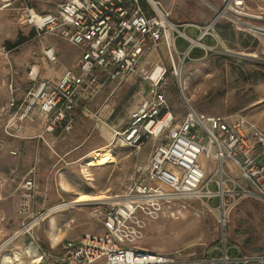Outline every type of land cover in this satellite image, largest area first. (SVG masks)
Masks as SVG:
<instances>
[{
  "label": "rangeland",
  "instance_id": "1",
  "mask_svg": "<svg viewBox=\"0 0 264 264\" xmlns=\"http://www.w3.org/2000/svg\"><path fill=\"white\" fill-rule=\"evenodd\" d=\"M62 1L15 0L9 4L8 0H0V199L8 196L7 204L0 207V219H5V208L11 218L6 226H0V248L3 247L0 264L5 254L15 257L18 253L20 260L9 264H56L67 240L102 233L105 206L102 201H84L41 217L29 231L14 237L24 222L56 204L74 201L81 194L116 197L124 194L135 178L144 175L152 150L162 138L136 150L114 142L113 129L125 127L129 122L131 112L148 92V76L155 69H166L161 86L176 117L182 119L187 101L197 111L207 114H243L252 104L254 77L260 76L255 67H264V35L248 30L240 22L264 29V2L250 3L251 15L261 18L236 19L230 15L219 16L222 0H161L172 11L177 24L189 23L202 28L217 18L211 32L220 36L223 47L206 50L198 46L197 52L185 60L179 54L175 58L177 73L165 46L159 47L147 57L139 75L121 85L110 84L106 91L98 94L92 108L99 110V120L80 115L71 134L46 133L45 140L40 138L42 155H37L35 146L27 153L23 147L25 142L36 139L30 140L24 129L38 121L43 131L49 119L35 111L33 120L23 125L21 135L26 138L9 137L5 126L9 116L10 82L18 88V97H24L36 79H56L66 68L75 67L80 51L61 38L38 37L36 30L22 20V9L32 6L38 12L47 13L54 11ZM21 40L24 42L18 44ZM187 45L186 40L178 39L179 51ZM46 46L55 49L56 62L44 56ZM232 51L256 53L262 60L251 61L247 68L243 63L232 61ZM102 108H105L103 114ZM103 147H108L104 157L88 160L93 155L91 152ZM13 150L18 154H12ZM36 157L39 159L38 183L30 211L24 217L19 211L21 182ZM4 184L10 191L7 196L1 195ZM210 188L217 189L213 184ZM218 202L219 198H213L211 205L216 206ZM135 246L171 253L181 260L202 256L219 258L227 250L231 257L254 259L241 260L239 264H264V203L255 199L240 200L227 214L223 227L217 210L200 201L190 202L185 208L181 207L176 218L149 221L144 236Z\"/></svg>",
  "mask_w": 264,
  "mask_h": 264
},
{
  "label": "built area",
  "instance_id": "2",
  "mask_svg": "<svg viewBox=\"0 0 264 264\" xmlns=\"http://www.w3.org/2000/svg\"><path fill=\"white\" fill-rule=\"evenodd\" d=\"M13 1L8 0L9 4ZM252 2L264 0H222L219 16L248 18ZM216 19L192 38L185 31L191 24H177L161 0H64L47 13L23 7L22 20L38 37L61 38L81 55L76 66L66 68L60 77L36 79L24 97H18V88L10 82L6 134L25 139L23 125L33 120L35 111L49 119L38 135L43 140L46 133L69 135L80 115L99 120V110L92 108L94 99L110 84L121 85L139 75L152 51L165 46L177 73L179 54L185 60L195 47L215 49L202 39L206 35L218 38L211 32ZM179 38L190 47L179 51ZM43 52L47 60L57 61L52 46ZM157 70L160 75L154 77ZM165 73L159 67L148 76V92L131 112L129 122L113 129L114 142L136 150L162 138L152 150L144 175L135 178L124 194L102 201V233L67 240L56 264H239L254 260L231 257L227 250L219 258L181 260L171 253L135 246L149 221L176 218L190 202L200 201L217 210L223 227L240 200L264 203V131L243 115L199 112L188 101L185 116L177 118L161 86ZM37 183L33 166L22 182L19 211L24 217ZM212 184L216 190L210 188ZM213 198H219L216 206L211 205ZM39 216L24 222L15 236L29 231Z\"/></svg>",
  "mask_w": 264,
  "mask_h": 264
},
{
  "label": "crops",
  "instance_id": "3",
  "mask_svg": "<svg viewBox=\"0 0 264 264\" xmlns=\"http://www.w3.org/2000/svg\"><path fill=\"white\" fill-rule=\"evenodd\" d=\"M185 31L190 37L197 38L200 35L201 28L194 25V24H191L188 27H186ZM202 41L205 45H208V46H214L217 48H219V46L223 47V44H221L222 39L220 38L219 35H218V38H215L212 35H206V36H204ZM187 43H188V45L183 48L184 50L187 49L188 47H190V43L189 42H187ZM196 48L197 47L193 48L191 53ZM78 51H80V50H78ZM231 53L233 54V56L231 57L232 61H236V62L241 63V64L243 63L247 66V68H248V64L251 61L257 62L259 60H262V58L258 57L256 53H251V52H247V51H232ZM80 55H81V52H80ZM149 55H148V57H149ZM151 57H153V56H151ZM255 68H256L255 70H257V72H259L260 76L254 77V81L252 84L253 95H254V97L251 100L252 104H250L249 106H247L246 109H244L243 114H236V115H243L246 119H248L249 121H251L252 123H254L256 126H258L259 128H261L264 131V67L263 66L262 67L257 66ZM108 87L104 91H106L108 89ZM103 112H105V108H102L101 114H103ZM78 123H79V118L75 123L73 131L75 130L76 124H78ZM24 131L26 134H28V137L30 140L36 139V141L25 142V146H23V147L26 148L27 153H31V147L33 148L35 146L37 148V155H42L43 154L42 152L44 151V149H43V146L40 145L41 139L38 137V135L43 132L42 131V124H40L38 121L34 122V123H29L26 126V128L24 129ZM22 145H24V144H22ZM92 153L93 152H91L90 154H92ZM38 160H39L38 157H36L34 159L33 163H31L30 167L27 169L26 174L28 173V171L33 166H35L36 171H37V176H38L37 178H39V170H38L39 161ZM23 180H24V177L22 179V182H23ZM22 182H21V184H22ZM5 186H6V184L2 185V187H1V188H4V190H2L1 195H3V193H4V195L7 196L8 194H10L9 193L10 191L7 190V187H5ZM7 199H8V196L6 198L2 197L0 199V207H3L4 205L7 204ZM1 216H2V213L0 211V217ZM10 220H11L10 215L7 213L6 208H5V219H2V218L0 219V226L1 227L6 226L10 222ZM53 220H54V218H53ZM51 223L53 224L54 222H51Z\"/></svg>",
  "mask_w": 264,
  "mask_h": 264
},
{
  "label": "bare ground",
  "instance_id": "4",
  "mask_svg": "<svg viewBox=\"0 0 264 264\" xmlns=\"http://www.w3.org/2000/svg\"><path fill=\"white\" fill-rule=\"evenodd\" d=\"M252 17L258 18V19L261 18V16H258V15H254ZM240 22L242 24H244L245 28H247L248 30H251L254 32H259V33L264 35V29L263 28L258 27V26L253 25V24H250V23L242 22L241 20H240ZM159 75H160L159 70H157V72L154 73V77H158ZM107 148L108 147H103V148H100V150H94V152L92 153L93 155L91 157H89L88 160L97 161L100 157H104L106 154H103V153L106 151ZM108 198H110V197L107 195L91 196V195H87V194H81L74 201H70L67 203H59V204H56V205L46 209L44 211V213L40 214L39 218L47 217L48 215H51L52 213H54L57 210H62L64 208H67L68 206L75 205L77 203H81L84 201H100L101 202L104 199H108ZM50 221L51 222L54 221L53 217L50 219ZM18 235H19V233L16 234V236H14V237H18ZM14 237H13V239H14ZM53 237H54V235H53ZM1 248H3V247H1ZM18 260H20V254L19 253L16 254L15 257L8 255V254H5L3 257V263L2 264L14 263V261H18ZM38 260H40V257L38 258Z\"/></svg>",
  "mask_w": 264,
  "mask_h": 264
},
{
  "label": "trees",
  "instance_id": "5",
  "mask_svg": "<svg viewBox=\"0 0 264 264\" xmlns=\"http://www.w3.org/2000/svg\"><path fill=\"white\" fill-rule=\"evenodd\" d=\"M23 42H24V40H21V41L18 42V44H22ZM196 52H197V49L194 50V51L192 52V54L194 55Z\"/></svg>",
  "mask_w": 264,
  "mask_h": 264
}]
</instances>
